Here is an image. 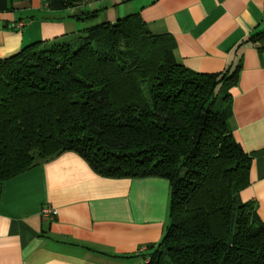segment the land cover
I'll list each match as a JSON object with an SVG mask.
<instances>
[{"label":"trees","instance_id":"16d2710c","mask_svg":"<svg viewBox=\"0 0 264 264\" xmlns=\"http://www.w3.org/2000/svg\"><path fill=\"white\" fill-rule=\"evenodd\" d=\"M47 1L61 12L102 0ZM237 77L187 69L171 38L130 17L29 44L0 59V186L66 152L102 177L163 178L170 223L145 264H264V222L241 199L253 159L227 124L223 82Z\"/></svg>","mask_w":264,"mask_h":264},{"label":"crops","instance_id":"0c3cea01","mask_svg":"<svg viewBox=\"0 0 264 264\" xmlns=\"http://www.w3.org/2000/svg\"><path fill=\"white\" fill-rule=\"evenodd\" d=\"M100 10L92 20L73 15ZM132 18L174 43L176 60L224 80L227 124L252 159L241 192L264 222V0H102L52 11L47 0H0V59ZM171 189L158 177L111 179L66 152L0 186V264H145L169 226ZM58 211L54 220L42 212Z\"/></svg>","mask_w":264,"mask_h":264},{"label":"rangeland","instance_id":"374dc122","mask_svg":"<svg viewBox=\"0 0 264 264\" xmlns=\"http://www.w3.org/2000/svg\"><path fill=\"white\" fill-rule=\"evenodd\" d=\"M75 38H71V39H67L68 41H72L74 40ZM226 96V91H224L223 93L220 92V87L218 89V94H217V98H218V101L215 105V110L218 111V110H222L223 108V102H224V98Z\"/></svg>","mask_w":264,"mask_h":264},{"label":"built area","instance_id":"2783aa9c","mask_svg":"<svg viewBox=\"0 0 264 264\" xmlns=\"http://www.w3.org/2000/svg\"><path fill=\"white\" fill-rule=\"evenodd\" d=\"M58 215V211L56 209H53L51 207L45 208L42 212V216L45 219L54 220Z\"/></svg>","mask_w":264,"mask_h":264}]
</instances>
